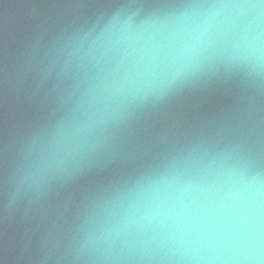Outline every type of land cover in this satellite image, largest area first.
Instances as JSON below:
<instances>
[{"label":"water","instance_id":"95a60500","mask_svg":"<svg viewBox=\"0 0 264 264\" xmlns=\"http://www.w3.org/2000/svg\"><path fill=\"white\" fill-rule=\"evenodd\" d=\"M205 2L0 0V264H115L93 241L141 182L225 150L264 169V76L227 62L77 131L96 110L92 42Z\"/></svg>","mask_w":264,"mask_h":264},{"label":"clouds","instance_id":"9594fccd","mask_svg":"<svg viewBox=\"0 0 264 264\" xmlns=\"http://www.w3.org/2000/svg\"><path fill=\"white\" fill-rule=\"evenodd\" d=\"M96 105L78 132L161 95L213 62L264 76V0H206L140 24L114 20L84 52ZM93 243L115 264H264V169L239 154H197L149 177Z\"/></svg>","mask_w":264,"mask_h":264}]
</instances>
